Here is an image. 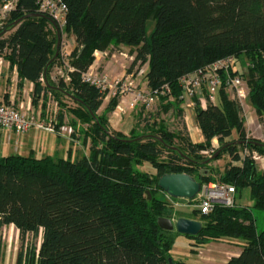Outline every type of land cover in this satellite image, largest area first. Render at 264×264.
Returning a JSON list of instances; mask_svg holds the SVG:
<instances>
[{
  "label": "trees",
  "instance_id": "obj_1",
  "mask_svg": "<svg viewBox=\"0 0 264 264\" xmlns=\"http://www.w3.org/2000/svg\"><path fill=\"white\" fill-rule=\"evenodd\" d=\"M39 1H18L0 28V55L17 66L20 87L25 81L34 83L33 102L38 105L43 99L44 115L48 101H59L57 127L64 123L65 111L74 116L75 132L79 123L87 125L81 132L90 146L88 154L75 159L0 153V227L14 225L23 241L29 234L42 235L40 246L20 251L16 264H186L170 254L177 231L158 223L173 213L158 179L166 173H188L202 185L215 181L211 161L223 154L230 161L218 181L237 191L250 188L254 204H218L210 213H200L201 231L186 236L200 246L226 237L241 239V253L225 264H264V229L258 231L254 215L255 209L264 210V173L257 171L252 155H264V142L247 135L242 108L229 93L222 87L216 103L205 109L196 105L204 141L195 143L182 131L169 130L166 122L149 120V112L145 125L136 123L129 135L113 129L109 112L119 96L100 114L106 92L82 79L94 64L95 52L130 47L134 60L128 72L147 64L146 86L169 84L171 94L160 98L165 109L174 106L181 114L179 78L235 55L246 64L249 100L263 118L264 0H63L68 5L63 33L76 39L69 53L74 70L68 81L50 76L57 61L60 67L62 62L58 55L50 63L58 33L49 16L16 23L40 13ZM66 99L76 106L69 107ZM183 128L187 131L185 124ZM235 131L237 137L227 140ZM214 139L219 147L211 157L221 151L211 159L202 152L213 148ZM146 162L155 173L140 168Z\"/></svg>",
  "mask_w": 264,
  "mask_h": 264
},
{
  "label": "built area",
  "instance_id": "obj_2",
  "mask_svg": "<svg viewBox=\"0 0 264 264\" xmlns=\"http://www.w3.org/2000/svg\"><path fill=\"white\" fill-rule=\"evenodd\" d=\"M19 0H0V28H3L6 20L16 8ZM39 12L49 16L63 33L67 25L68 5L63 0H40ZM98 52V51H97ZM69 53L66 46L59 49V59L62 62L59 74L66 81L70 80L69 72L74 70L69 61ZM124 57L134 60V57L122 53ZM4 57L0 55V72L4 65ZM134 70V71H133ZM131 72L113 77L109 73L100 71L98 68L90 66L82 75L83 81L95 85L106 92L105 99L120 95H130V107H144L146 110L152 109L162 95L171 94L169 84H163L159 88H142L145 83L144 75L147 70L144 66L137 64ZM41 81H45L44 77ZM182 88L180 96L181 107L195 109L199 104L202 108H207L211 103H216L219 90L223 87L232 100L236 101L245 110L246 101L249 99L250 87L246 78L243 76L242 60L235 55H230L214 61L204 67H200L190 73H186L179 78ZM54 101V100H53ZM42 102V98L39 103ZM32 104V94L26 101L16 103L12 98L9 101L0 99V128L10 133L25 134L32 128H39L54 132L60 136H65L74 140V126L63 123L60 127L56 126L54 119L50 122H43L40 109L36 110ZM124 112V106L117 107ZM253 158H259L254 152ZM236 192L234 185L226 182L209 181L202 185L196 197V205L201 214H208L214 210L216 205L236 206ZM168 198L169 195L167 194Z\"/></svg>",
  "mask_w": 264,
  "mask_h": 264
},
{
  "label": "crops",
  "instance_id": "obj_3",
  "mask_svg": "<svg viewBox=\"0 0 264 264\" xmlns=\"http://www.w3.org/2000/svg\"><path fill=\"white\" fill-rule=\"evenodd\" d=\"M65 35L69 36V41H70V43L67 46L65 45L66 49L68 52H71L74 49V47L76 46L75 36L73 34L62 33V42H63V38H65ZM63 44H64V42H63ZM126 48H129L131 50L130 47L121 46L117 49H113L112 51L107 50L104 52H101V51L95 52V61H94V64L92 66L94 68H98L100 71H104V72L109 73L111 76L116 75L119 77V76H123V75L129 73L127 67L129 66V64H131L130 63L131 61L129 58H126V57H124V55H122V53H126V51H125ZM126 54H128L131 57H134L133 53H126ZM59 71H60V66H59L58 61H57V64L55 66H53L52 70L50 71V76H51V79L53 81H56L57 77H59V75H60ZM243 71H244V68H243ZM33 90H34V83L29 82V81H25L23 87H20L17 66L16 65L12 66L11 63L5 59L4 65L2 66L1 72H0V99H4L5 101H9L10 98H12V100H14L16 103H21V102L27 100V99L25 100V98H26L25 96L27 94L28 95L33 94ZM49 95H50V93H49ZM229 96H230V94H229ZM49 99H50V96H49ZM109 99H110V97L108 99H105V100H109ZM105 100H104V104L102 105V107H104L105 102H107ZM130 100H131L130 95H120L119 96V102H118L116 108L114 110H112L111 112H109V121H110L111 126L115 130L121 131V132L125 133L126 135H129V133L132 131V129L136 126V123L140 122L139 125H142V120L140 117L141 112H142L141 111L142 108L138 109V106L135 108H131L129 106V108H128L127 102ZM42 103H43V99H42ZM39 105L40 104H38L36 106L34 104L33 106L35 107L36 110H38ZM119 105H123L124 109H125L124 112L122 113L123 114L122 116L117 109V107ZM245 105H246L245 111H247V113L244 114L243 110H242L241 117L244 119L246 131L249 134L259 133V130L264 128V117L263 118L258 117L259 115L257 114L255 107L253 106V104L251 103V101L249 99L246 101ZM105 107H107V106H105ZM181 109H182V112H181L182 116L184 117L185 120H187L185 122V124H186L187 130L190 132V137L192 138V140H194L193 136L197 135L198 136L197 142H202L204 140V136H203L202 131L196 122L195 109L189 108V109L185 110L182 107H181ZM41 113H42L43 122L47 123V122L52 121V117L50 118V116H48V114L44 115L43 106H42V112ZM131 114H133V115L131 116ZM247 114L249 117L247 116ZM120 116L122 118H120ZM66 117L67 116H65V118ZM191 117L193 118V120H191ZM54 122L55 123L58 122L57 118L54 119ZM64 122H65V119H64ZM35 130L42 131V141L39 143L36 140V137L38 135L35 133ZM3 133L7 134V140L5 143H3L4 142L3 141L0 144V149H3V151H4L6 149V147L13 144L12 151L17 152V154H22V155L33 154L36 157H40V156H38L39 152L42 153V157L47 156V155H51V156L56 157V158H62V157H59L58 155L66 154V153L68 155H71V157H72V155H74V152H78L76 148L81 143V140L79 139L80 136L78 138L76 137L75 140H73V141H70L68 139L69 140V141H67L68 143H62V141H61L62 136H60L59 134H56L54 132H50L47 130L39 129V128H32L29 132H27L25 134L10 133V132L5 131V130L0 128V135H2ZM232 138H233V136H230L229 138H227V140H232ZM257 138L259 139L258 136H257ZM261 140H263V139H261ZM215 142H218V140L214 139L213 144H215ZM83 146L85 148L83 155H86L89 152L90 143L86 144V145L84 144ZM21 149L23 151L19 152ZM0 153H2L4 155L11 154L9 152L8 153L0 152ZM257 154L259 156V158L255 159L257 171L260 173H264V155L259 154V153H257ZM76 158H80V157H76ZM241 163H242L241 161L234 162L235 165H241ZM241 191L236 192V195H235L236 205H237L238 193L240 192V196H241L240 200H242L244 197V195ZM246 195H247V199L245 200L246 204L237 205V206H252L254 204V200L252 199V196H251V190H250V193L246 194ZM258 231H261V230L258 229ZM224 240H227V239H224ZM227 241H229L233 247L231 257L238 256L242 251V248H243V245L245 244V241H243L241 239H237V238H232L231 240H227ZM231 257H229L228 260ZM228 260H224L220 264H225L228 262Z\"/></svg>",
  "mask_w": 264,
  "mask_h": 264
},
{
  "label": "rangeland",
  "instance_id": "obj_4",
  "mask_svg": "<svg viewBox=\"0 0 264 264\" xmlns=\"http://www.w3.org/2000/svg\"><path fill=\"white\" fill-rule=\"evenodd\" d=\"M153 27H154V24H151V26L149 28V34L151 33ZM63 42H64V45L67 46L70 43L69 36L65 35V38H63ZM63 42H62L61 46H63ZM125 51H126V53H130L131 50L129 48H126ZM130 61H131L130 63H132L133 60L130 59ZM242 64H243V68L245 70L246 64H244L243 61H242ZM130 65L131 64H129V66L127 68H129ZM146 65L147 64L143 65L144 68H146ZM140 66H142V64ZM113 77H118V76L113 75ZM142 88H147V86L144 84ZM28 96H29L28 94L25 96L26 97L25 100L27 99ZM66 101L68 102L69 107L76 106V104L72 100L70 101V100L66 99ZM105 101H107V102H105V106H108V104L111 102V98L109 100H105ZM32 104H34L33 98H32ZM39 104H40L39 109L42 112V102ZM127 104H128V108H129L130 101H128ZM164 105H167V104L161 98H159V100L152 107V109H150L148 111H143L141 109V111H142L141 116H140L142 119L141 127H143L145 125V123L148 121L145 116H147L146 114L149 112V114H151V116H152V117H149V120H153L155 118L157 122H159L160 120L164 121V122H166V125L168 126L169 130H171V131H176V130L182 131L183 135L185 134L184 136H188V138L190 139V132L188 130L187 131L183 130L184 129L183 125L185 124V122L187 120L184 119L182 114H178V111H177L178 109H176L174 106H171V108L169 107L170 109H165ZM104 107H102L99 110L100 114H102L103 111H105L106 107L105 108ZM245 107H246V105H245ZM61 108L62 107H61V104L59 103V101L56 98L55 99L52 98V100L48 101L46 104V113L48 114V116H50V118L51 117L52 118L53 117L58 118V114H60ZM139 108H141V106H138V109ZM119 112L122 116L123 112L122 111H119ZM156 112L158 113V115H155ZM65 113H66L65 116H67V117L65 118L64 123L72 125L74 116L69 111H65ZM243 113L245 114V113H247V111L244 110ZM132 115L133 114H131V116ZM121 116H120V118H122ZM247 116H248V114H247ZM191 120H193L192 117H191ZM79 124H78V126L76 128V132H75L76 133L75 137L78 138L80 136L79 139L81 140L80 145L77 146V148H76L78 152H74V155H72V157H71V155H68L67 153L58 155L59 157L75 159L76 157L81 158L83 156L85 148L83 146L84 145L83 144L84 143V136H83V133L81 131H82V129L86 128L87 125L86 124H84V125L80 124L79 125ZM35 133L38 135L36 137L37 142L38 143L41 142L42 141V131L35 130ZM235 133L233 135V138L237 137V132L235 131ZM247 135L251 138H256V139H258L257 138V136H258L260 140L261 139L264 140V128L260 129L259 133H255V134H249L247 132ZM193 139L194 140H192V138H191V140L193 142L197 143L198 136L194 135ZM6 140H7V134L3 133L2 135H0V144L3 141H4L3 143H5ZM69 140L65 136H62V138H61L62 143H68L67 141H69ZM263 140H261V141H263ZM70 141H73V140H70ZM12 146H13V144L6 147V149L4 151H3V149H0V152H5V153L9 152L11 154L17 153V152L12 151V148H13ZM218 147H219V143L215 142V144H213V148H210L209 150L203 151L202 155H204L206 157L207 156L211 157V155L214 153V150ZM22 151L23 150L21 149L19 152H22ZM38 156L42 157V153L39 152ZM229 161H230V158H229L228 154H223V156L221 158L211 161V167L214 168V171H212V176L214 177V179H216L215 181H218L220 179V175L224 173L225 168H226L227 164L229 163ZM140 168L144 171H149V172L155 173V170L153 169L152 165L148 162H146L144 165L140 166ZM241 192L243 193L244 197L242 200H240V198H241L240 192L238 193L237 205L246 204L245 203V200L247 199L246 194L250 193V188H244ZM167 199H169V201L173 205V208H172L173 213H172V217H171L172 219L177 220L179 217H186V218H191V219L201 221V214L197 210L198 208L196 205V203H197L196 198L189 200V199H184V198H172V197H170ZM254 214H255V218L257 220L256 221L257 228L259 230H263L264 229V210L255 209ZM224 239L231 240L232 238L226 237ZM224 239H221L218 241H211L207 245L200 246V245L196 244L197 243L196 240L188 238L184 234H180L178 232H175V241H174L173 247L170 251V254H171L173 259L182 260L186 264H197V263L218 264V263L223 262L224 260H228V258L232 256L231 255L232 250H233L232 244L229 241L224 240ZM41 240H42L41 234L38 237H34L32 234H29V235H27V237L23 241L20 237L18 229L14 225L1 226L0 227V264H16L17 257H18V254L20 251L23 250L24 253L28 252L31 245H37L39 247Z\"/></svg>",
  "mask_w": 264,
  "mask_h": 264
},
{
  "label": "water",
  "instance_id": "obj_5",
  "mask_svg": "<svg viewBox=\"0 0 264 264\" xmlns=\"http://www.w3.org/2000/svg\"><path fill=\"white\" fill-rule=\"evenodd\" d=\"M35 15H44L42 13H35L26 15L19 20L16 21V23H19L24 18H27L29 16H35ZM50 18V17H49ZM53 25L55 26V29L58 33V42H57V50L55 53V56L50 61L53 62L59 55V48L62 40V32L56 25V23L50 18ZM1 35V34H0ZM247 142V141H244ZM177 149L176 147H174ZM221 149L218 150L211 159L218 156ZM158 186L159 188L167 193L172 198H184V199H195L202 187V184L200 181H198L194 176L188 174V173H166L159 177L158 179ZM149 193V198H151V193ZM158 223L160 227L167 231H177L180 234L184 235H191L195 236L197 235L202 227L203 223L200 220H195L191 218L186 217H179L177 220H174L169 217H160L158 219Z\"/></svg>",
  "mask_w": 264,
  "mask_h": 264
}]
</instances>
